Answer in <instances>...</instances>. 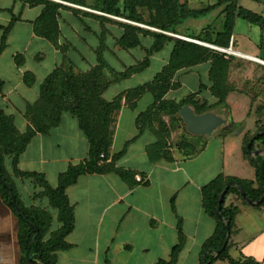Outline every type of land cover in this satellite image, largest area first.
Here are the masks:
<instances>
[{
  "label": "crops",
  "instance_id": "0c3cea01",
  "mask_svg": "<svg viewBox=\"0 0 264 264\" xmlns=\"http://www.w3.org/2000/svg\"><path fill=\"white\" fill-rule=\"evenodd\" d=\"M187 1L190 8H197L194 4L198 0ZM203 1L208 3L206 5L216 2ZM253 2L264 4L263 0ZM42 9V6H33L27 1L0 0V26L8 27L15 19L7 34L5 49L0 54V82L3 84L0 109L6 116L13 118L20 133H25L30 127L25 114L28 106L38 101L41 84L65 60L71 61V55L75 53L72 46L63 53L34 34L33 25ZM221 9L218 8L210 15L218 18ZM64 17L68 24L62 20L59 23L62 33L59 46L66 42L74 46L73 39L77 36L70 29L69 22L82 27L71 14L65 13ZM91 28L92 31L80 29V43L84 45L85 52H78L76 56L81 65L79 71L82 72L96 63L95 50L99 46L96 35L99 34V28ZM180 35L178 37L184 38L186 34ZM1 38L2 31L0 43ZM233 39L231 50L264 62L258 56L236 49L239 42L235 34ZM106 45L109 50L110 37ZM136 50L125 52L118 47L112 49L118 59L130 58ZM169 54L170 50L159 71L167 64ZM108 55L109 51H105L104 56ZM263 67L264 64L254 60L235 56L230 67L233 92L226 99V108L218 106L211 111L224 119L226 124L209 138L193 136L185 126V131L177 128L163 142L156 121L141 130L135 123L137 116L153 104L152 96L145 94L131 104H126L123 97L121 108L114 116L112 145L106 163L124 151L114 167L131 173V179L136 184L130 187L111 172L83 175L68 187L66 195L73 208L74 227L66 238L70 248L56 253V264L169 262L173 248L179 244V236L183 237L184 243L175 264H203L206 256L202 253L203 245L213 235L215 222L205 214L202 207V188L219 175L254 182L253 188L258 187L255 169L245 159L243 146L245 138L254 135L264 125V98L252 96L255 77L264 74ZM121 70L119 68L118 71ZM208 72L209 64L205 63L178 72L176 80L181 85L180 89L190 86L192 93H196L200 83L205 86L209 84ZM25 74L34 77V84L30 87L23 81ZM138 86L120 88V83H115L107 88L102 97L111 102L119 94ZM176 92H169L165 100L179 102L186 97L177 99L173 96ZM199 98H205L209 104L216 102L207 92H202ZM163 123L167 125L166 120ZM88 148V142L79 130L76 119L63 113L57 127L46 134H36L31 139L18 159L17 170L21 173L41 174L52 188H56L60 174L65 173L70 166L87 160ZM260 149L263 150L256 144L254 151ZM256 157L249 156L251 159ZM6 169L23 205L26 208H40L53 217L50 232L45 238L48 239L50 233L60 226L56 221V211L49 207L46 198L38 196L42 190L31 180L13 176L9 160ZM230 206L237 207L239 211L228 239L230 258L234 261L264 264V207L245 205L233 194L225 200V208ZM22 257L17 218L0 195V264H20ZM213 264L229 263L215 260Z\"/></svg>",
  "mask_w": 264,
  "mask_h": 264
},
{
  "label": "trees",
  "instance_id": "16d2710c",
  "mask_svg": "<svg viewBox=\"0 0 264 264\" xmlns=\"http://www.w3.org/2000/svg\"><path fill=\"white\" fill-rule=\"evenodd\" d=\"M22 1L43 7L41 14L34 22L33 32L63 53H66L72 46L69 42L59 46L62 34L59 23L62 20L64 24H68L64 17L65 13L71 14L76 19V23L87 31H92V24L99 28V34H95L99 42L95 50V65L82 72L76 69L72 61L65 60L61 66L57 67L41 84L38 101L27 108L25 119L30 127L25 133H20L14 125L13 118L6 116L0 109V195L4 204L13 210L17 218L18 242L23 256L20 264H56V253L70 248V245L66 243V238L74 227V213L66 195L67 188L74 185L83 175H102L111 172L117 174L130 187L136 184L131 179V173L114 167V163L124 151L114 156L110 163H106L112 145L114 116L121 108L123 97H125L126 104L137 101L145 94H150L153 98V104L136 118L135 123L139 130L157 121L160 114L170 116L171 124H174L175 119L182 122L179 111L185 105L191 107L196 115L211 112L218 106L226 108V99L234 89L230 83V67L235 56L220 53L191 41L228 49L231 40V45L234 46L233 34L237 19H242L264 31V14L260 15L240 7L238 0H216L212 5L198 9L190 8L187 0ZM56 1L89 11L67 7ZM218 8H222L219 16L221 17L220 25L216 27L210 25L201 31L185 33L183 37L190 41L170 36L180 35L178 28L186 22L206 18ZM114 19L125 20V22ZM14 20L8 27L0 26V31H2L0 54L5 49L6 37ZM107 25H112V28L116 29H110ZM138 25L156 31L141 28ZM107 36L110 37L109 50L106 45ZM167 44L171 46L168 62L150 82L119 94L111 102L103 99L102 95L110 85L142 73L148 68L151 57L161 52ZM114 47L125 52L139 49L144 53V58L133 65L123 66L121 71H115L104 57L105 51H109L110 55L118 60L112 51ZM205 63L209 64V84L207 86L200 83L196 93L188 94L179 102L165 100L169 92L177 91L181 87L179 81L176 80L178 72ZM23 81L26 86L30 87L34 84V77L31 74H25ZM2 86L0 82V92ZM252 88H254L252 96L264 98V74L255 77ZM202 92H207L216 102L209 104L205 98H199ZM63 113H68L76 119L79 130L88 142V158L78 165L70 166L65 173L60 174L57 187L52 188L43 175L21 173L17 170V164L31 139L36 134H46L52 128L57 127ZM164 131L161 132L163 142L164 138L168 137V133ZM253 137L255 139L250 146V151H254L256 144L264 151V125L254 135L247 136L243 146L245 159L255 169L258 187L253 188L254 182L219 175L201 190L202 207L205 214L215 222L213 235L203 245L202 253L206 254L203 264H213L215 260L227 261L229 264H254L250 261L231 259L228 254L229 243L216 257L213 256L222 249L226 238L227 230L223 221H229L231 233L234 220L239 212L237 207L225 208L227 196L233 194L246 205L247 203L240 197L237 188L253 202L259 201L264 195L262 157L257 156L251 159L246 151ZM161 143L159 141L160 145ZM101 155L103 158L100 157ZM7 160L10 161L13 176L31 180L36 187L42 190L38 196L46 198L49 207L56 211V221L60 226L50 233L48 239L45 238L50 232L53 217L45 210L35 207L26 208L23 205L18 190L7 172ZM227 184L234 186L227 190L223 199L220 208L222 221L216 215V209L219 196ZM13 202L19 213L16 212ZM256 207H264V201ZM34 237L36 238L33 240ZM183 243V237L179 236V244L173 248L170 261H160L157 264H175ZM26 254H28L27 257Z\"/></svg>",
  "mask_w": 264,
  "mask_h": 264
},
{
  "label": "rangeland",
  "instance_id": "374dc122",
  "mask_svg": "<svg viewBox=\"0 0 264 264\" xmlns=\"http://www.w3.org/2000/svg\"><path fill=\"white\" fill-rule=\"evenodd\" d=\"M56 2L61 3L62 5L67 6V7H73V8L89 11L87 9H83V8L70 5V4H66L60 1H56ZM206 4H208L206 3V1L198 0L197 4H194V5L197 6V8H200V7L206 6ZM238 4L240 7L246 8L257 14H260V15L264 14L263 4L253 2V0H249V1L248 0H238ZM219 19H221V17L218 19L217 18L215 19V15H209L204 19H199L196 21H192V20L188 21L182 27L178 28V33L179 34L186 33L189 31L197 32V31L203 30L204 28L210 25L216 27L220 25ZM114 20H117L119 22H125V20H121V19H114ZM69 23H70V29H72L75 32V35L77 36L76 39H73L74 46L72 45V51H74L75 53L74 54L72 53L71 61L72 63L76 64L77 70H81L80 69L81 67H79L81 65H80V62L76 54L78 52H85L84 45L80 43V39H81L80 29H83V28H79V26H75L73 22H69ZM95 25L98 26V24H95ZM91 26H94V24H92ZM107 26L110 29H116V28H112V25H107ZM138 26H140L141 28L152 30L150 28H147L146 26H142V25H138ZM112 31H115V30H112ZM153 31H156V30L153 29ZM234 34L236 35L237 41L239 42V45L236 47V49H238L241 52L253 54L255 56H258L259 58L264 59V31L262 32L257 26L250 25L246 23L245 21H243L242 19H237ZM175 37L180 38V39L182 38L178 36H175ZM170 47H171L170 44H167L161 52H159L156 56H154V58H152V60L150 61L148 68L144 70L142 73L137 74L136 76L130 78L129 80H126V81L124 80L125 82L124 81L119 82L120 88L138 86V85H142L144 83L150 82L153 79L154 75L159 71V68L163 60L167 58ZM143 58H144V53L138 49L135 51V55H132L130 58L122 57V58H119L118 60H115L111 55H108L107 57H105L110 67L114 69L115 71H118L119 68H123V66H128L130 64L133 65L135 64L136 61L143 60ZM190 88L191 87L189 86V88L185 87L183 89H179L177 90L176 93L173 94V96H175L177 99L179 98L182 99L188 94L193 92ZM239 109H241V106L239 107ZM170 119H171L170 116L166 114H160L158 120L155 123L158 126L159 131L162 132L163 130H165L164 132L168 133V137L170 133L176 132L177 128H182L183 130L185 129V125L183 122H180L178 121V119H175L174 124H171ZM165 120L167 121V125L163 123V121L165 122Z\"/></svg>",
  "mask_w": 264,
  "mask_h": 264
},
{
  "label": "water",
  "instance_id": "95a60500",
  "mask_svg": "<svg viewBox=\"0 0 264 264\" xmlns=\"http://www.w3.org/2000/svg\"><path fill=\"white\" fill-rule=\"evenodd\" d=\"M54 1V0H51ZM153 30V29H152ZM172 36V35H170ZM175 37V36H172ZM177 38V37H175ZM207 45V44H206ZM210 45H208L207 47H209ZM229 50H231V47L228 48ZM224 53L227 55H231V56H235L232 53H228L227 49H223ZM247 56L245 55H241L239 54V58H243L246 59ZM258 60V59H257ZM255 61V60H254ZM257 62V61H256ZM257 63L260 64H264L263 61L258 60ZM179 116L182 120V122L185 124L186 126V130L189 134L193 135V136H201V137H211L213 132L216 131L218 128L224 126L226 124V121L224 119H222L220 116L216 115L215 113L212 112H208L202 115H196L193 111V109L191 107H189L188 105L183 106L180 111H179ZM256 137V136H255ZM255 137H253L251 139V141L248 143L247 147H246V151L249 154V156H258L261 155L262 157V163H261V171H262V176L264 178V151L263 150H258V151H250V146L252 144V142L254 141ZM234 186L232 184H227L226 187L224 188V190L222 191V193L219 196L218 199V205H217V209H216V215L218 217H220V208L223 202V199L225 197V194L227 192V190L231 187ZM240 194V197L249 205H259L264 201V195L261 197V199L257 202H253L252 200H250L248 197H246V195L239 189L237 188ZM14 208L16 210L17 213H19L17 206L15 205V203L13 202ZM220 219L223 221V219L220 217ZM226 225V238L223 244L222 249L216 253V255H218L222 250H224L226 244L228 243V239L230 236V227H229V221H223ZM36 237L33 238V240ZM30 261V260H28Z\"/></svg>",
  "mask_w": 264,
  "mask_h": 264
},
{
  "label": "built area",
  "instance_id": "2783aa9c",
  "mask_svg": "<svg viewBox=\"0 0 264 264\" xmlns=\"http://www.w3.org/2000/svg\"><path fill=\"white\" fill-rule=\"evenodd\" d=\"M181 39H183V40H187V41H190V40L185 39V38H181ZM192 42L197 43V44L202 45V46H205V47L208 46V45H206V44L199 43V42H196V41H192ZM231 44H232V40H231V42H230V47H232ZM208 48L213 49V50H215V51H218V52H220V53H224V50H223L222 48H218V47H214V46H209ZM224 54H225V53H224ZM100 157L103 158V155H101Z\"/></svg>",
  "mask_w": 264,
  "mask_h": 264
},
{
  "label": "bare ground",
  "instance_id": "6f19581e",
  "mask_svg": "<svg viewBox=\"0 0 264 264\" xmlns=\"http://www.w3.org/2000/svg\"><path fill=\"white\" fill-rule=\"evenodd\" d=\"M227 51H228V53L230 52V53H232V54H234L235 56H239V53L238 52H234L233 50H229V49H227ZM247 59H251V60H255L254 62H258V60L257 59H253V58H251V57H246Z\"/></svg>",
  "mask_w": 264,
  "mask_h": 264
}]
</instances>
